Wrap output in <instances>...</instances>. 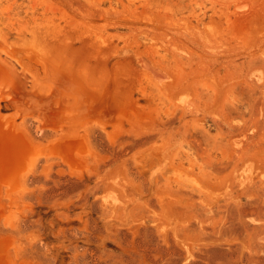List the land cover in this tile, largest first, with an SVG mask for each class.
Returning a JSON list of instances; mask_svg holds the SVG:
<instances>
[{
	"label": "rangeland",
	"instance_id": "1",
	"mask_svg": "<svg viewBox=\"0 0 264 264\" xmlns=\"http://www.w3.org/2000/svg\"><path fill=\"white\" fill-rule=\"evenodd\" d=\"M5 264H264V0H0Z\"/></svg>",
	"mask_w": 264,
	"mask_h": 264
},
{
	"label": "water",
	"instance_id": "2",
	"mask_svg": "<svg viewBox=\"0 0 264 264\" xmlns=\"http://www.w3.org/2000/svg\"><path fill=\"white\" fill-rule=\"evenodd\" d=\"M72 152L83 153L80 141L58 143L44 149H32L12 130L10 120L0 121V185H8L7 192L17 187V176L25 169V161L32 155L58 154L63 156L71 166L82 169L81 163L71 157ZM0 217L2 213L0 212ZM9 238L0 240V264H5L4 251L9 246Z\"/></svg>",
	"mask_w": 264,
	"mask_h": 264
}]
</instances>
